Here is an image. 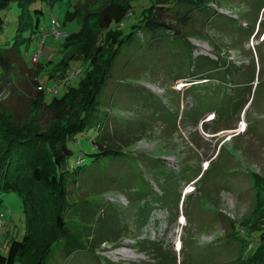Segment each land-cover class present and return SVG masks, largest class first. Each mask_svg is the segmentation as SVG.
<instances>
[{
    "label": "rangeland",
    "instance_id": "1",
    "mask_svg": "<svg viewBox=\"0 0 264 264\" xmlns=\"http://www.w3.org/2000/svg\"><path fill=\"white\" fill-rule=\"evenodd\" d=\"M129 2L132 8L120 25L123 32L139 21L153 0ZM114 3L126 1L32 3L30 10L41 9L44 15L36 30L38 39L34 37L26 51L22 47L27 63L15 52L1 51L11 66L0 79V114L21 128L47 130L56 121L52 98L66 91H70L67 110L81 109L85 95L71 88L80 87L90 68L79 58L62 65L69 54L63 47L65 35L79 31L87 14L98 16ZM76 5L79 19L67 18ZM207 7L208 15L197 11L186 25L164 16L173 28L166 30L169 37L147 47L142 44L147 34L140 32L137 37L143 42L137 38L122 49L111 66L91 122L99 124L107 145L121 157L113 169L111 161H103L75 178L68 177L63 218L94 253L80 252L64 260L58 248V264H242L238 258L244 248L235 235L264 229V206L254 187L255 177L264 179V0H211ZM20 12L16 5L2 12L9 24L0 47L13 41ZM215 12L225 22L208 23ZM53 20L64 37L53 35ZM30 33L29 29L24 36ZM99 34L96 27L87 29L82 41L90 40L95 46ZM184 42L194 58L202 57L208 64L198 69ZM104 44V52H111L110 43ZM37 50L42 57L35 62L31 59ZM209 63L218 70L210 72ZM94 70L101 76L104 64ZM93 134L79 135L80 145L70 143L74 155L66 167L69 174L78 157L86 166L94 165L97 147L89 139ZM151 160L159 162L157 167ZM153 169L160 171L156 179ZM170 174L172 179L164 183ZM161 182L169 189L164 190L167 208L174 205L175 182L179 186L183 198L178 214L171 219L175 211L171 214L158 206L144 221V203H151L149 208L157 204L155 196L146 201L142 191L151 187L160 196ZM29 190L42 216L35 222L24 257L25 264H35L55 235L59 200L37 182ZM83 209L84 217L80 216ZM108 210L118 221L99 226ZM27 232L24 199L15 192L2 194L0 254L7 255L10 241L22 240ZM102 240L108 242L99 246Z\"/></svg>",
    "mask_w": 264,
    "mask_h": 264
},
{
    "label": "trees",
    "instance_id": "2",
    "mask_svg": "<svg viewBox=\"0 0 264 264\" xmlns=\"http://www.w3.org/2000/svg\"><path fill=\"white\" fill-rule=\"evenodd\" d=\"M36 1L39 0H0V37L6 33L5 27L9 24L8 17L2 12H6L14 5L21 11L17 18L18 29L16 35L12 39L13 41L9 43L6 42L3 47H0V79L2 74L6 75L8 73L11 66L6 56L2 54V50L15 52L24 63H27L26 57H28V55L26 52L22 53V47L24 46L26 51L33 42L34 37L38 39L36 33L40 30V18L44 15V11L41 9H35L34 11L30 10L31 4ZM43 1H48L49 5H52L55 0ZM125 1L126 3H114L113 6L105 7L97 13L99 14L98 16L93 15V17H91V14H87V16H85V18L83 17L80 21L82 24L79 31L65 35V44L63 47L69 54L67 59L63 60L62 65L66 67L68 65V60L72 61L79 58L85 60L90 68L87 71L86 77L83 78V81L80 83V87L71 88L77 94L83 92L85 95V100L81 109H74V112H71L70 109L67 110L66 102L68 101L67 97L70 91H66L62 97L55 96L52 98L55 107L54 117L56 121L47 130H39L37 127L32 128L28 125L21 128L15 125L11 119L0 114V197L4 193L11 192L20 195L25 202L28 223L27 235L22 240L12 239L10 241L7 255L0 254V264H25L24 257L27 254L30 239L33 236L32 230L35 227V222L40 221L42 217L39 212H36L37 200L35 199V203L29 190V185L32 182L39 183L40 187L48 190L50 193L55 192L56 198L59 200L57 203L58 214L55 217L54 224L55 235L45 245L39 260L35 264H58L57 258L55 257V250L58 248H60L62 252V256L60 257H63L64 260H68L72 255L80 252L92 251L94 253V249L91 250L90 246H87L78 235L71 231L62 213L65 212L64 207L67 205L64 194L66 192H64V190L66 186H68V177L70 175L75 178L76 173L81 174V170L84 172L90 167L94 168V166L102 165L103 161H111L112 165H110V167L115 166L121 157L118 150L107 145L106 136L104 137L101 134L100 128L98 129V127H100L99 124L91 122V115H93L99 107L100 86L105 84L106 80L109 79L110 68L118 58L122 49L131 46L135 40H137L138 33L144 32L147 34L146 43H142L143 45L147 47L154 46L156 42L160 43V41L170 36V34H167L166 30L173 29L168 24V21L164 19V16H173L179 21V24L186 25L192 18V15L197 11L203 10V12H206L205 14L208 15V10L205 9L208 8L207 6L211 0H153L152 5L144 10L139 21L131 25L127 32H123V30L120 29V25L124 24V20H126L132 8L129 0ZM79 11V7L76 5L73 12H68L67 18L74 17L79 19ZM221 17L222 16L215 12V14L210 15L208 23H214L215 21L221 23L225 22ZM158 18H160V21ZM53 22L57 26L56 21L53 20L52 28ZM93 27H96V30L100 33L97 35L99 40H97L95 44V46L98 44V46H96V51L94 50L95 46L91 44L90 40L87 42L82 41L87 29ZM29 29L31 30L30 35L28 37L24 36L25 31ZM175 32L177 36H181V33L177 30ZM44 38V36L41 38L40 44ZM139 40L143 42L141 39ZM103 42L110 43L111 52H104L105 44ZM184 45L186 50L190 53L186 42H184ZM190 56L194 60V64L198 65V69L208 64L204 62L202 57L194 58L191 53ZM31 60L33 61V57ZM103 64L104 71L101 76L94 75V68ZM209 65L211 66L210 72L218 70V68L213 67V64L209 63ZM51 77H54V75ZM193 77H195V75H193ZM41 91L43 92V90ZM46 98L47 96L44 97L41 95V99L45 100ZM77 113L78 115H76ZM95 124L97 125L95 126ZM91 131H93L94 134L89 139L97 147V153L94 154L96 158L92 160L94 165L91 166L90 164L86 166L84 164V159L78 157L73 165V173L69 174L66 167L70 158L74 155L70 143L74 141L78 142L80 145L81 142L77 140L78 136L84 133L90 135ZM151 161L153 166L156 165L157 167V163L159 162ZM156 167H154V169ZM154 169L152 178L156 179L157 173L160 175V171ZM203 176L201 177L202 180ZM171 177V174L166 176L164 178V183H168L169 180L172 179ZM146 178L143 179L149 182V178ZM254 181L256 197L264 206V179L255 177ZM164 183L161 182V187H159L161 192L160 196H158V193H155L151 187L147 189V191H142V194L146 196V201H149L150 197L155 196V204H157L149 208V202L144 203V210L142 211V219L144 221L146 219V214L152 213L158 206L169 209L171 214L175 211L171 219L176 218L179 209L178 203H182L183 196L181 192H179V186L175 182L176 188L173 193L175 198L174 205L172 208H167L165 203H163V201L166 200L164 190L168 191L169 189H165V186L162 185ZM184 203L183 201V206ZM84 210L85 209L80 213L82 217H84ZM110 211L111 210H108L110 214L106 217L105 223H100L99 226L118 221L116 218H113L115 216H113V212ZM112 218L113 220H111ZM100 220L101 217L99 221ZM246 232L245 235L239 232L235 235L236 241L244 248L241 249L238 260L242 262V264H264V229H250ZM107 242L108 240H102L99 246Z\"/></svg>",
    "mask_w": 264,
    "mask_h": 264
},
{
    "label": "built area",
    "instance_id": "3",
    "mask_svg": "<svg viewBox=\"0 0 264 264\" xmlns=\"http://www.w3.org/2000/svg\"><path fill=\"white\" fill-rule=\"evenodd\" d=\"M56 25L54 24L53 22V35L57 38V39H60L61 37H64V33L60 32L56 27ZM41 58V51L38 50L34 56H33V61H38L39 59ZM1 235V234H0Z\"/></svg>",
    "mask_w": 264,
    "mask_h": 264
}]
</instances>
